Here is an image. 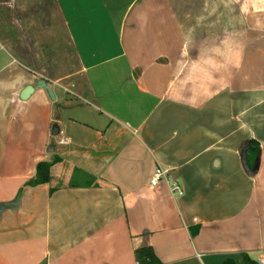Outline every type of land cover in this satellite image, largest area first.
Segmentation results:
<instances>
[{
  "label": "crops",
  "instance_id": "0c3cea01",
  "mask_svg": "<svg viewBox=\"0 0 264 264\" xmlns=\"http://www.w3.org/2000/svg\"><path fill=\"white\" fill-rule=\"evenodd\" d=\"M16 197L0 264L263 255L264 0H0V204Z\"/></svg>",
  "mask_w": 264,
  "mask_h": 264
},
{
  "label": "trees",
  "instance_id": "16d2710c",
  "mask_svg": "<svg viewBox=\"0 0 264 264\" xmlns=\"http://www.w3.org/2000/svg\"><path fill=\"white\" fill-rule=\"evenodd\" d=\"M258 157V145L256 142H249L247 151L245 152V164L249 171L253 172L256 167ZM60 160L54 157L51 162L38 163L35 168L33 179L26 183V186L37 187L48 184L51 180V169ZM135 260L138 264H159L150 248H142L135 251ZM224 264H256L248 256L243 255L239 262L233 260H226Z\"/></svg>",
  "mask_w": 264,
  "mask_h": 264
},
{
  "label": "built area",
  "instance_id": "2783aa9c",
  "mask_svg": "<svg viewBox=\"0 0 264 264\" xmlns=\"http://www.w3.org/2000/svg\"><path fill=\"white\" fill-rule=\"evenodd\" d=\"M60 144H66V141L60 140ZM159 182H163L169 189L170 194L172 197H180L183 195V191L181 189V186L179 183L175 182L174 180H171L169 176V171L164 170L160 167H156L153 171L151 180H150V186L154 187ZM256 264H264V254L260 255L256 260Z\"/></svg>",
  "mask_w": 264,
  "mask_h": 264
},
{
  "label": "water",
  "instance_id": "95a60500",
  "mask_svg": "<svg viewBox=\"0 0 264 264\" xmlns=\"http://www.w3.org/2000/svg\"><path fill=\"white\" fill-rule=\"evenodd\" d=\"M36 87L44 90L46 92L48 98L51 101H54L52 90L46 85V83L44 81L37 82ZM32 92H33V87H26L21 92L20 99L26 100L31 95ZM18 204H19V197H16L15 200L10 202V203L0 204V218H1L2 214L7 210L16 211L18 208Z\"/></svg>",
  "mask_w": 264,
  "mask_h": 264
},
{
  "label": "rangeland",
  "instance_id": "374dc122",
  "mask_svg": "<svg viewBox=\"0 0 264 264\" xmlns=\"http://www.w3.org/2000/svg\"><path fill=\"white\" fill-rule=\"evenodd\" d=\"M65 47H67V46H66V40H65ZM254 257H255V256H253V258H254Z\"/></svg>",
  "mask_w": 264,
  "mask_h": 264
}]
</instances>
